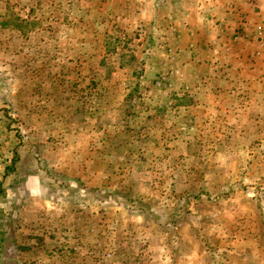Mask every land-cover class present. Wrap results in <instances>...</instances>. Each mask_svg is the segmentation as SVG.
<instances>
[{
	"label": "rangeland",
	"instance_id": "rangeland-1",
	"mask_svg": "<svg viewBox=\"0 0 264 264\" xmlns=\"http://www.w3.org/2000/svg\"><path fill=\"white\" fill-rule=\"evenodd\" d=\"M261 23L264 0H0L5 263L264 264Z\"/></svg>",
	"mask_w": 264,
	"mask_h": 264
},
{
	"label": "trees",
	"instance_id": "trees-1",
	"mask_svg": "<svg viewBox=\"0 0 264 264\" xmlns=\"http://www.w3.org/2000/svg\"><path fill=\"white\" fill-rule=\"evenodd\" d=\"M21 145H23V143H21ZM20 161V157L18 154V148L15 147V151H14V155L12 156V158L10 159V163L4 167V177L9 176L10 174H14L17 173V164ZM20 164V163H19ZM39 174V173H38ZM35 172L33 171L32 174H30V176H35ZM3 177V180H4ZM69 187V186H68ZM71 191H77L79 190V188H72L70 187ZM4 188H3V181L0 182V194H3L4 192ZM202 193V192H201ZM199 193L197 195H195V198H200L203 195H206V192H203L202 194ZM134 206H131V210L135 212V214L139 217H142L144 219H150L153 218V214L156 213L154 208L148 207L146 209V207H143V203L142 201L140 202H133ZM182 209H180V207H177V212L174 213V218H176V215H178V213H182L185 207H181ZM184 212L188 213V210H184ZM0 216H2V212H0ZM171 225L176 226L178 225L176 222H172ZM164 227V226H163ZM13 235H11V232L9 230V227L7 224L4 223H0V264H6L5 260H3L2 258L4 257V253L7 249L8 243H16L15 240H11ZM16 247V246H15ZM18 250L24 249L21 248L20 246L17 247ZM16 264H21V263H17Z\"/></svg>",
	"mask_w": 264,
	"mask_h": 264
},
{
	"label": "built area",
	"instance_id": "built-area-1",
	"mask_svg": "<svg viewBox=\"0 0 264 264\" xmlns=\"http://www.w3.org/2000/svg\"><path fill=\"white\" fill-rule=\"evenodd\" d=\"M257 31H258V35L260 37V41H259V45L261 47H264V23H261L258 27H257ZM264 51V50H262ZM258 54V53H257ZM165 78L160 76V78L157 80L158 82H156V85L159 86L161 81H163Z\"/></svg>",
	"mask_w": 264,
	"mask_h": 264
},
{
	"label": "crops",
	"instance_id": "crops-1",
	"mask_svg": "<svg viewBox=\"0 0 264 264\" xmlns=\"http://www.w3.org/2000/svg\"><path fill=\"white\" fill-rule=\"evenodd\" d=\"M258 227L259 229L261 228L264 229V226L262 225H259ZM245 239L247 240V242H250L255 247L256 251H258V249L261 250L259 248L260 247L259 239L256 236L249 234L247 235V237H245ZM243 256H244V253H243Z\"/></svg>",
	"mask_w": 264,
	"mask_h": 264
}]
</instances>
